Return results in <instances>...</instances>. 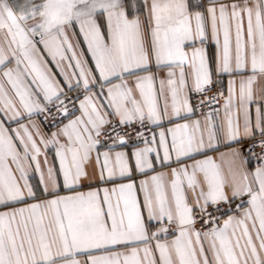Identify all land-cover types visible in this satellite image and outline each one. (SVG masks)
Listing matches in <instances>:
<instances>
[{
    "label": "snow or ice",
    "instance_id": "1",
    "mask_svg": "<svg viewBox=\"0 0 264 264\" xmlns=\"http://www.w3.org/2000/svg\"><path fill=\"white\" fill-rule=\"evenodd\" d=\"M0 264H264V0H0Z\"/></svg>",
    "mask_w": 264,
    "mask_h": 264
}]
</instances>
